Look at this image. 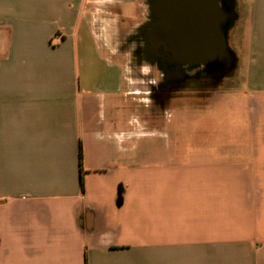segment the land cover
Returning <instances> with one entry per match:
<instances>
[{
    "label": "crops",
    "instance_id": "crops-1",
    "mask_svg": "<svg viewBox=\"0 0 264 264\" xmlns=\"http://www.w3.org/2000/svg\"><path fill=\"white\" fill-rule=\"evenodd\" d=\"M127 4L0 0V264H264V0L198 102L96 33Z\"/></svg>",
    "mask_w": 264,
    "mask_h": 264
},
{
    "label": "water",
    "instance_id": "water-1",
    "mask_svg": "<svg viewBox=\"0 0 264 264\" xmlns=\"http://www.w3.org/2000/svg\"><path fill=\"white\" fill-rule=\"evenodd\" d=\"M152 9L159 20L147 29L148 52L163 46L187 65L228 54L221 24L231 14L219 0H154Z\"/></svg>",
    "mask_w": 264,
    "mask_h": 264
},
{
    "label": "rangeland",
    "instance_id": "rangeland-1",
    "mask_svg": "<svg viewBox=\"0 0 264 264\" xmlns=\"http://www.w3.org/2000/svg\"><path fill=\"white\" fill-rule=\"evenodd\" d=\"M143 16L139 17L137 7L134 5L127 4L124 11L125 15L134 21V25H125L121 24L117 27L110 28L111 31H104L102 27H96L95 31L98 35L104 33L105 37L109 40L110 46L121 52L126 69L131 71L134 77V72L139 69H143L146 72L148 70L158 69V63L156 60H153L149 57L147 53L148 42L145 35V22L148 16V4L149 0H143ZM221 5H225L224 0H220ZM143 20V21H142ZM142 22V23H141ZM243 29V28H242ZM102 30V33H101ZM241 33V32H239ZM243 33V32H242ZM226 45L228 46V64L222 65L223 67H216V63L211 59L209 68L203 69L204 66L200 64L191 65L186 67L181 65L184 73L181 76V79L175 82L177 89H181L180 97L185 98L187 101H200L208 97L209 93L212 90L218 88L230 87L232 76L234 72L231 69V47H230V34L225 31ZM144 71V72H145ZM146 79L149 77H144V87L148 86ZM178 86V87H177ZM150 89V87H147Z\"/></svg>",
    "mask_w": 264,
    "mask_h": 264
},
{
    "label": "flooded vegetation",
    "instance_id": "flooded-vegetation-1",
    "mask_svg": "<svg viewBox=\"0 0 264 264\" xmlns=\"http://www.w3.org/2000/svg\"><path fill=\"white\" fill-rule=\"evenodd\" d=\"M153 1L154 0H149V4H148V11H147L148 16H147V20L145 22V35L147 33V29L149 28V26L155 24L159 20L156 12L152 9ZM224 1L226 3H225V5L222 6L220 3V0H219L220 6L222 7V9H224L225 11L228 12V9H229L228 0H224ZM230 23H231V18L226 19L221 24L222 29L224 31H226V29L229 28ZM226 49L228 52V46L227 45H226ZM148 54H149V57L151 59L156 60V62L158 63V66H159L158 69H162V70H165L167 72V74L169 76V84H171V82L174 84L173 85L174 92L179 93V94L181 92H183L184 89H182L183 91H180L181 90L180 88L179 89L176 88L175 82L177 80L181 79V76L184 73V71H183L184 67L182 68L181 65H184L185 68L190 67L191 65L181 64V63L175 62L173 59V56H172V52L163 46H159V47L154 48L152 51H149ZM211 59L216 63V67H218V66L223 67L222 65H227L229 62L228 56L226 53L220 57L216 56V57L211 58ZM211 59L207 60L205 64H202V63H197V64L204 66L203 69L209 68L211 66V64H210ZM192 65H195V64H192ZM169 89H171V87Z\"/></svg>",
    "mask_w": 264,
    "mask_h": 264
},
{
    "label": "trees",
    "instance_id": "trees-1",
    "mask_svg": "<svg viewBox=\"0 0 264 264\" xmlns=\"http://www.w3.org/2000/svg\"><path fill=\"white\" fill-rule=\"evenodd\" d=\"M80 157H81V153H80ZM82 189H83V184H82Z\"/></svg>",
    "mask_w": 264,
    "mask_h": 264
}]
</instances>
